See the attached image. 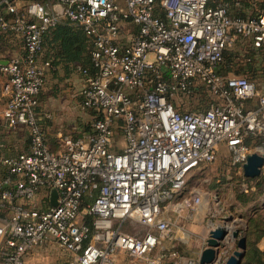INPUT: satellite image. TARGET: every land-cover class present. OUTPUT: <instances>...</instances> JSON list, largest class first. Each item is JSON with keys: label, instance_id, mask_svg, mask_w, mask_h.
<instances>
[{"label": "built area", "instance_id": "obj_1", "mask_svg": "<svg viewBox=\"0 0 264 264\" xmlns=\"http://www.w3.org/2000/svg\"><path fill=\"white\" fill-rule=\"evenodd\" d=\"M58 2L61 12L39 16V3L21 10L0 0V33L13 31L25 48L0 59L2 118L10 131H28V148L1 159L0 264H27L50 245L66 256L59 264H117L121 252L178 264L160 245L173 225L167 206L182 213L201 204L200 195L174 202L189 174L222 147L243 174L249 154L264 156V92L246 75L222 73L226 50L264 45V14L232 16L216 0ZM63 18L94 44L93 68L78 70L92 120L90 133L60 134L53 149L41 121L50 117L39 100L50 67L41 54L44 34ZM128 221L146 231L126 232Z\"/></svg>", "mask_w": 264, "mask_h": 264}, {"label": "rangeland", "instance_id": "obj_2", "mask_svg": "<svg viewBox=\"0 0 264 264\" xmlns=\"http://www.w3.org/2000/svg\"><path fill=\"white\" fill-rule=\"evenodd\" d=\"M15 1L19 3L18 6L21 10H25L32 3H46L42 2L44 0ZM10 39L19 41L21 44L20 38L16 35H10ZM242 44L238 43L232 47V50L226 52V56L230 54L236 56L237 54L231 63V74L242 75L239 70L243 65L246 67L249 62V49L243 41ZM11 55L15 56L8 51L5 44H0V57ZM252 58L253 71H257L256 74L251 75L252 80L264 92V57L256 55ZM71 68L66 70L61 66L57 69H49L46 83L39 96L41 108L45 113L50 114V117L43 116L42 121L47 128L48 141L53 149L61 146L60 138L55 136L57 133L62 134V136L82 137L91 132L92 113L82 107L80 75ZM0 104V107H3L4 101H0ZM190 105L195 106L194 104ZM200 105L203 107L208 105L206 98L200 100ZM11 132L0 114V163L3 156L21 151V140L26 144L28 143L26 128L19 129L16 136L12 137V141H10ZM230 157L231 154L225 147L220 148L217 159L213 163L201 166L189 174L187 184L180 193L181 196H177L174 200L175 202L183 196L200 195L202 200L200 206L204 203L211 206L216 205V208L209 210L210 207H208L206 212L203 211L199 214L198 223L194 225L193 211L185 209L184 212L179 213L170 206L169 213L175 223L173 226L174 246L170 249L175 251L176 255L186 258L197 255L201 248L199 237L201 226L203 227L207 220L223 221L226 218H231L228 221L231 225H237L239 221L243 220V222L241 221L243 225L239 228L244 232L246 227L248 230V223L251 218L260 217L264 219V172L262 171L259 177L248 178L243 173L238 172L237 167L232 165ZM244 184L249 187L248 191L245 190ZM235 221L237 222L235 223ZM124 230L128 233L141 234L146 231V228H136L131 221H128L124 224ZM182 236L184 239L179 238ZM65 258L64 253L54 245H50L35 251L27 258V264H59ZM117 264L143 263L139 259L121 252Z\"/></svg>", "mask_w": 264, "mask_h": 264}, {"label": "trees", "instance_id": "obj_3", "mask_svg": "<svg viewBox=\"0 0 264 264\" xmlns=\"http://www.w3.org/2000/svg\"><path fill=\"white\" fill-rule=\"evenodd\" d=\"M58 0H44L46 2L41 4L46 6L47 4H54ZM216 2L225 3L228 5L229 13L232 16L248 17L256 14H264V0H216ZM251 11V13H249ZM9 16V14H8ZM10 35H15L13 31H7L0 33V44H5ZM20 41L24 45V41L21 37ZM4 42V43H3ZM94 44L92 40L86 35L83 27L77 22L63 18L58 24L51 28L44 34V43L42 55L44 61H50V69L62 64L64 69L79 70V67L92 69V51ZM250 55L248 56V64L246 67L243 65L239 70L242 75L248 76L252 79L253 74L257 71H253L252 57L256 55L264 57V45L260 47L248 46ZM232 50L228 49L224 53L222 73L229 74L231 69L232 60L237 57L233 54L226 56V52ZM241 53V52H240ZM19 55V54H18ZM25 55V50L19 55ZM253 55V56H251ZM11 56L0 57L11 58ZM228 57V58H227ZM255 70V69H254ZM258 70V69H257ZM6 175V169L0 163V177ZM89 201V200H88ZM91 224L92 216L87 218ZM247 237V248L242 260V264H264V248L259 247V242L264 238V219L260 217L251 218L248 223V230L245 232Z\"/></svg>", "mask_w": 264, "mask_h": 264}, {"label": "water", "instance_id": "obj_4", "mask_svg": "<svg viewBox=\"0 0 264 264\" xmlns=\"http://www.w3.org/2000/svg\"><path fill=\"white\" fill-rule=\"evenodd\" d=\"M36 7L35 5L33 8ZM39 16L44 13V8L38 5ZM8 60H2V64H6ZM264 166V156L253 152L247 156L243 163L244 175L248 178H256L262 174ZM56 190H53V203H56ZM231 218L223 220L222 224L215 225L209 230V235L205 240V247L201 251L198 263L199 264H218L222 261L221 254L230 251L233 247L232 243L237 245L236 249L224 259L222 264H242L243 257L247 248V237L245 232L240 228L232 229L228 222ZM236 223V222H235ZM247 230V227L246 229Z\"/></svg>", "mask_w": 264, "mask_h": 264}, {"label": "crops", "instance_id": "obj_5", "mask_svg": "<svg viewBox=\"0 0 264 264\" xmlns=\"http://www.w3.org/2000/svg\"><path fill=\"white\" fill-rule=\"evenodd\" d=\"M18 5H19V3H17ZM44 9L46 10V11H48V12H61V10H62V4H60L58 1L55 3V4H47L46 6H44ZM5 12H6V8H4L3 9ZM15 34V33H14ZM18 38H19V36L17 35V34H15ZM5 46H6V48L8 49V51L9 52H11V53H13V54H15V55H20L24 50H25V48H24V45L21 43L20 44V42L19 41H15L14 39H8L7 41H6V43H5ZM45 59L43 58V55L41 54V61L43 62ZM62 66V64H59V65H57L56 67H54V68H60ZM50 69V68H49ZM48 69V70H49ZM75 71V70H74ZM78 72V74L80 75L79 77H80V84H81V87H82V85L84 84V76L79 72V71H77ZM81 96V95H80ZM82 98V97H81ZM1 105V104H0ZM2 108L3 107H0V114H1V116H2ZM43 116H46L45 114L44 115H42V119H43ZM42 121V120H41ZM42 123H43V125L45 126V124H44V122L42 121ZM45 128H46V126H45ZM46 130H47V128H46ZM49 130V129H48ZM17 131H14V132H11V139H10V141H12V137H15L16 136V133ZM59 135H60V133H57L55 136H56V138H59ZM18 141H20L19 139H18ZM20 147L22 148L21 149V151L22 150H26L27 148H28V144H26L23 140H21L20 141ZM58 149V148H57ZM208 207H210V209L209 210H211L212 208H216V205H213V206H211V205H208V204H203V205H201L196 211H194L193 213V217H195L194 219H195V222H194V225L196 224V223H198L197 222V219H198V216H199V214H201L203 211L204 212H206V210L208 209ZM169 209H170V207L169 206H167V208H166V210H165V215L167 216V217H170L171 219H172V223H173V225H172V227H171V232H170V235L169 236H167V237H165L163 240H162V242H161V245H160V249H164V250H167V251H171V247L172 246H174L173 244V242H174V238H173V226L175 225V223H174V221H173V218H172V215H170V213H169ZM242 222H243V220H241ZM241 221H239L238 222V224L236 225V224H233V225H231L232 226V229H236V228H239L241 225H243L242 224V222ZM235 222H237V221H235ZM223 223V221L222 220H217V221H210V220H207V221H205V225L202 227L201 226V233L199 234V237H200V242H201V248L199 249V251H198V253H197V255L195 256V257H191V258H186V257H182V256H178V264H191V261H198V259H199V256H200V253H201V251L204 249V247H205V239L208 237V235H209V230L210 229H212L215 225H218V224H222ZM244 232H246V230L244 231ZM180 239H184V236H182V237H179ZM232 245H233V247H232V249L230 250V251H228V252H226V253H223V254H221V256H220V258H225L226 256H228L231 252H232V250L233 249H236L237 248V245H236V243L235 242H233L232 243ZM259 247L260 248H264V238L259 242ZM175 252V251H174Z\"/></svg>", "mask_w": 264, "mask_h": 264}]
</instances>
